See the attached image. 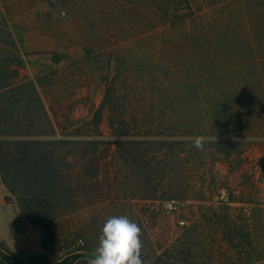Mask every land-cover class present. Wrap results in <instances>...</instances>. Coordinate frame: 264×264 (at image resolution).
Listing matches in <instances>:
<instances>
[{"label":"rangeland","instance_id":"1","mask_svg":"<svg viewBox=\"0 0 264 264\" xmlns=\"http://www.w3.org/2000/svg\"><path fill=\"white\" fill-rule=\"evenodd\" d=\"M87 3L76 0L74 13L52 0H0V73L33 81L45 105L51 94L83 97L76 120L102 106L105 137L110 123L131 134L113 144L110 199L61 221L66 249L30 263L87 264L111 216L139 225L144 264H169L177 243L190 248L185 264L235 263L216 225L221 212L264 219V0L226 1L137 38L109 37L120 25L87 16ZM56 74L67 81L48 84ZM8 216L18 233L22 218ZM6 257L0 247V264Z\"/></svg>","mask_w":264,"mask_h":264},{"label":"trees","instance_id":"2","mask_svg":"<svg viewBox=\"0 0 264 264\" xmlns=\"http://www.w3.org/2000/svg\"><path fill=\"white\" fill-rule=\"evenodd\" d=\"M226 1L230 0H87L86 15L94 18L97 14L109 20L108 25L117 22L119 34L109 37L137 38L159 28L182 24ZM52 2L73 5L70 11L74 13L82 3ZM56 77L48 78L47 83L60 86L67 81L61 75ZM16 79H19L17 70L5 68L0 73V183L15 197L28 221L45 234L44 258L58 257L67 244L63 229H58L60 222L110 199L113 144L128 143L121 139L131 134L123 131V122L118 128L110 123L113 130L110 138L114 140L105 137L100 129L102 106L90 117L76 120L74 113L83 103V97L77 99L71 93L69 100H65L51 94L45 105L33 81L18 83ZM105 85H109L107 80ZM238 213L232 218L221 212L216 223L236 257L233 264L263 263L264 219L261 215L247 217L243 208ZM0 247L8 263L23 264L3 245ZM170 251L169 264H185L190 257V248L185 249L180 243ZM39 257L30 258L28 263ZM75 258L71 256L70 262L61 264H71Z\"/></svg>","mask_w":264,"mask_h":264},{"label":"clouds","instance_id":"3","mask_svg":"<svg viewBox=\"0 0 264 264\" xmlns=\"http://www.w3.org/2000/svg\"><path fill=\"white\" fill-rule=\"evenodd\" d=\"M205 137L193 140L196 148L202 149ZM139 225L127 216H111L103 225L98 246L90 255L87 264H144L141 259L143 247Z\"/></svg>","mask_w":264,"mask_h":264},{"label":"crops","instance_id":"4","mask_svg":"<svg viewBox=\"0 0 264 264\" xmlns=\"http://www.w3.org/2000/svg\"><path fill=\"white\" fill-rule=\"evenodd\" d=\"M245 178L249 179L251 171L246 169ZM257 174V172L255 173ZM259 174V173H258ZM258 177L257 175L255 176ZM259 184V181H257ZM262 182V181H260ZM250 195V194H249ZM248 195V196H249ZM9 196L13 198V206H10L6 200H9ZM252 202L249 200H242L240 205L247 208L252 206ZM12 209V211H11ZM16 211V212H15ZM18 213L22 218L23 224L18 233H12L9 231L8 215ZM0 230H5L4 234L0 235V244L10 251V254L20 261L30 259L32 257L40 256L44 253L42 246L43 232L40 228L34 227L28 219L20 211L17 201L13 195H11L4 186L0 183Z\"/></svg>","mask_w":264,"mask_h":264},{"label":"built area","instance_id":"5","mask_svg":"<svg viewBox=\"0 0 264 264\" xmlns=\"http://www.w3.org/2000/svg\"><path fill=\"white\" fill-rule=\"evenodd\" d=\"M165 207L167 210H172V209H174L175 206L173 204L168 203V204H166Z\"/></svg>","mask_w":264,"mask_h":264}]
</instances>
